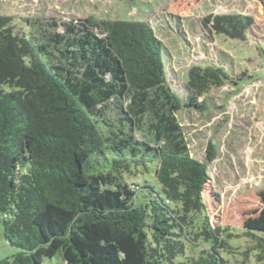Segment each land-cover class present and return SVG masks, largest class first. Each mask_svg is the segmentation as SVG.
Wrapping results in <instances>:
<instances>
[{"label":"trees","instance_id":"1","mask_svg":"<svg viewBox=\"0 0 264 264\" xmlns=\"http://www.w3.org/2000/svg\"><path fill=\"white\" fill-rule=\"evenodd\" d=\"M28 21L17 34L0 14V217L19 248L0 264L57 252L65 264H235L236 254L264 264L263 228L212 224L203 191L218 147L209 140L194 158L177 116L205 110L213 88L245 73L194 64L181 97L148 20ZM252 21L205 18L241 41Z\"/></svg>","mask_w":264,"mask_h":264},{"label":"rangeland","instance_id":"2","mask_svg":"<svg viewBox=\"0 0 264 264\" xmlns=\"http://www.w3.org/2000/svg\"><path fill=\"white\" fill-rule=\"evenodd\" d=\"M232 13L253 18L246 41L219 35L205 23L209 15ZM0 14L11 17L17 34L30 32L29 19L42 25L52 18L90 16L148 20L164 44L170 87L181 97L189 93L187 74L194 64L221 65L234 78L245 73L240 86L213 88L205 97V110L184 108L177 116L194 158L205 160L209 140L218 147L203 191L212 224L240 234L248 227L264 229V0H0ZM154 186L159 190L157 182ZM18 251L5 237L0 217V261ZM234 260L254 264L240 254ZM41 264L65 263L57 252L43 257Z\"/></svg>","mask_w":264,"mask_h":264}]
</instances>
